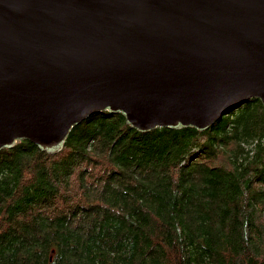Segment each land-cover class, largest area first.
Masks as SVG:
<instances>
[{"label":"trees","instance_id":"obj_1","mask_svg":"<svg viewBox=\"0 0 264 264\" xmlns=\"http://www.w3.org/2000/svg\"><path fill=\"white\" fill-rule=\"evenodd\" d=\"M0 264H264V104L206 129L94 113L0 150Z\"/></svg>","mask_w":264,"mask_h":264},{"label":"water","instance_id":"obj_2","mask_svg":"<svg viewBox=\"0 0 264 264\" xmlns=\"http://www.w3.org/2000/svg\"><path fill=\"white\" fill-rule=\"evenodd\" d=\"M264 104V0H0V150L94 113L206 129Z\"/></svg>","mask_w":264,"mask_h":264},{"label":"bare ground","instance_id":"obj_3","mask_svg":"<svg viewBox=\"0 0 264 264\" xmlns=\"http://www.w3.org/2000/svg\"><path fill=\"white\" fill-rule=\"evenodd\" d=\"M53 151H55V150H53Z\"/></svg>","mask_w":264,"mask_h":264}]
</instances>
